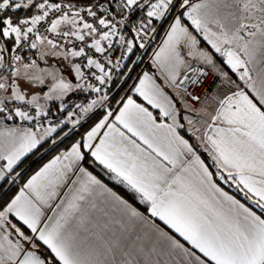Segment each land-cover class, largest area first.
Wrapping results in <instances>:
<instances>
[{"label": "snow or ice", "instance_id": "obj_1", "mask_svg": "<svg viewBox=\"0 0 264 264\" xmlns=\"http://www.w3.org/2000/svg\"><path fill=\"white\" fill-rule=\"evenodd\" d=\"M209 69L216 90L197 94ZM100 108L0 204V264H264V0H0V189Z\"/></svg>", "mask_w": 264, "mask_h": 264}, {"label": "trees", "instance_id": "obj_2", "mask_svg": "<svg viewBox=\"0 0 264 264\" xmlns=\"http://www.w3.org/2000/svg\"><path fill=\"white\" fill-rule=\"evenodd\" d=\"M175 14V13H174ZM171 22V16L169 17L168 21L164 23L157 22L158 31L154 39V43L150 44L147 51L143 54V62L139 64L134 70V72L131 74V79H128L125 83L120 84L119 87H114L113 91L111 92V103L116 104V102L123 96L124 93L128 92L130 93V89L132 88V85H134L141 69L147 70L148 72H154V70L151 67H148V59L150 57V54L152 53V50L154 49L155 44L161 39L162 35L164 34L166 28L168 27L169 23ZM201 47L205 48L207 51L212 53V50L206 45L205 42L202 41ZM213 56L217 62L218 65H221V59L219 56L213 53ZM225 70L226 67H225ZM102 117V112L97 111L95 112L90 118H88L86 121H84L81 126H78V128L75 130L74 133H71L68 137H64L62 140L58 139L57 143L53 145L51 143V139L45 141L42 146H40L38 149L34 150L33 153H29L28 156H26L22 162L19 164V166L16 168L17 172L21 173L20 178L17 180L16 184L8 186L5 185L4 188L7 189L6 193L3 189H0V204L4 203L5 201L9 200L12 196H14L22 183L26 180V178L37 171L41 166H43L47 161H49L51 158L55 157L60 152H63L71 147V144L75 141L79 140L82 135H84L100 118ZM71 127V126H69ZM67 131V129H65ZM54 136L56 134H53ZM60 136H63V133H60ZM201 156L203 159H205L206 163H210L207 159V155L204 153H201ZM85 166L91 170L93 173L98 175L99 177L103 178L105 181L109 183V185L113 184L112 182H109L106 178V173L97 165L91 163V160L89 159V162L85 164ZM112 186V185H111ZM115 189H117L125 198L130 200L135 206L142 209L144 212L145 208L137 203L130 195L127 194L125 191H123L120 187H117L113 185ZM226 189V187H224ZM231 194H235V191L226 189ZM237 198L241 199L242 202L243 198L239 194H237Z\"/></svg>", "mask_w": 264, "mask_h": 264}, {"label": "crops", "instance_id": "obj_3", "mask_svg": "<svg viewBox=\"0 0 264 264\" xmlns=\"http://www.w3.org/2000/svg\"><path fill=\"white\" fill-rule=\"evenodd\" d=\"M171 23V22H170ZM169 26V25H168ZM168 28V27H167ZM167 28H166V30H167ZM165 30V31H166ZM164 34H165V32H164ZM164 34L162 35V37H161V39L155 44V46H154V49H156L158 46H159V44L161 43V41H162V38L164 37ZM207 45V44H206ZM209 48H210V46L209 45H207ZM211 49V48H210ZM213 51V50H212ZM151 55H152V53L150 54V57H151ZM217 56H219L218 54H216ZM150 57H149V59H148V67H151L152 68V63H151V59H150ZM215 59V58H214ZM221 60H222V58H220ZM217 63V62H216ZM226 67V66H225ZM153 69V68H152ZM227 69V68H226ZM154 70V69H153ZM144 71H147V70H143V69H141V71H140V73H139V75L138 76H140V75H142V72H144ZM155 71V70H154ZM234 79H235V77H233ZM138 81H137V79H136V81H135V83H137ZM135 83H134V85H135ZM134 85H132V87L134 86ZM128 95H133L132 94V92H130V93H128V92H126V93H124L123 94V96L122 97H127ZM133 98L134 99H136L137 100V102H142L141 100H140V98L139 97H136V96H133ZM121 99V98H120ZM119 99V100H120ZM120 106H122V105H117V103H116V108L114 109V112H118V109H119V107ZM97 111H101L102 112V116L104 115V112H105V109H97L95 112H97ZM94 112V113H95ZM94 113H90L87 117H85L84 118V120L82 121V123L84 122V121H86L88 118H90ZM102 118V117H101ZM114 118V117H113ZM98 122V121H97ZM96 122V123H97ZM95 125V124H94ZM93 125V126H94ZM70 126V125H69ZM92 126V127H93ZM90 130V129H89ZM58 155V154H57ZM54 158V157H53ZM53 158H51V159H53ZM50 159V160H51ZM90 160H91V158H89ZM49 160V161H50ZM49 161H47L46 163H48ZM45 163V164H46ZM95 165H97L98 167H100L105 173H106V170H104L103 169V167L102 166H100V165H98V164H95ZM83 166H85V164L83 165ZM41 167H43V166H41ZM40 167V168H41ZM86 167V166H85ZM39 168V169H40ZM38 169V170H39ZM37 170V171H38ZM89 170V169H88ZM37 171H35V172H37ZM90 172H92L91 170H89ZM35 172L34 173H32L31 175H29L27 178H26V180L22 183V185L20 186V187H22L23 186V184L24 183H26L27 182V180L33 175V174H35ZM92 174L93 175H95L98 179H100L101 180V182L102 183H104V184H106L109 188H111L114 192H116L117 193V195H119V196H121V198H123V199H125V200H127L130 204H132V206L133 207H135L138 211H140V212H142V213H144L146 216L148 215V213L147 212H144L142 209H140L139 207H137V206H135L130 200H128L127 198H125L117 189H115L114 187H112L113 185H115V186H117V187H120L123 191H125L127 194L129 193V195L137 202V203H139V200L137 199V198H135L133 195H132V193H130L123 185H121V184H117L115 181H113V180H111L110 178H109V175L108 174H106L105 176H106V178H107V180H109V182H112L113 184H111V185H109V183L107 182V181H105L103 178H101V177H99L98 175H96L95 173H93L92 172ZM221 186L222 187H226V189L228 188V189H230V190H233V191H235V189L234 188H229L227 185H223V184H221ZM225 189V188H224ZM225 189V190H226ZM19 191V190H18ZM227 191V190H226ZM229 192V191H228ZM230 193V192H229ZM231 194V193H230ZM140 204V203H139ZM140 205H142L145 209H146V205H143V204H140ZM48 215H51V212H48L47 213ZM152 219H155V218H152ZM156 223L157 224H159L160 225V227L161 228H164V230L165 231H168L170 234H173L172 233V231L170 230V229H168L167 228V226L166 225H164L163 224V222L162 221H159L158 219L156 220ZM176 236H177V238L178 239H180L181 240V242L182 243H184V241H183V239L181 238V237H179L178 236V234H175ZM186 246H188V245H186Z\"/></svg>", "mask_w": 264, "mask_h": 264}, {"label": "built area", "instance_id": "obj_4", "mask_svg": "<svg viewBox=\"0 0 264 264\" xmlns=\"http://www.w3.org/2000/svg\"><path fill=\"white\" fill-rule=\"evenodd\" d=\"M153 43H154V39L150 41V44H153ZM209 72H210V74L207 77V79L205 80L204 86L195 90L197 94L203 95L206 90L210 93L214 92L216 90L215 83H214L215 77L212 74L210 69H209ZM111 96H112V94L110 93V99H111ZM108 106L111 107L113 110L116 108V104H112L111 100H110V103ZM101 109H104V108H101Z\"/></svg>", "mask_w": 264, "mask_h": 264}]
</instances>
